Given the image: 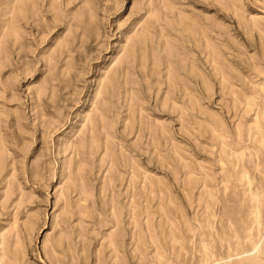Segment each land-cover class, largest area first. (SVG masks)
<instances>
[{
  "label": "rangeland",
  "instance_id": "1",
  "mask_svg": "<svg viewBox=\"0 0 264 264\" xmlns=\"http://www.w3.org/2000/svg\"><path fill=\"white\" fill-rule=\"evenodd\" d=\"M0 264H264V0H0Z\"/></svg>",
  "mask_w": 264,
  "mask_h": 264
}]
</instances>
